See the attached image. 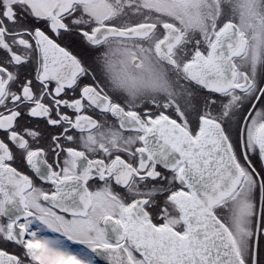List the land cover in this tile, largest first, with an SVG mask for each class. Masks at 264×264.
<instances>
[{
    "label": "snow or ice",
    "instance_id": "1",
    "mask_svg": "<svg viewBox=\"0 0 264 264\" xmlns=\"http://www.w3.org/2000/svg\"><path fill=\"white\" fill-rule=\"evenodd\" d=\"M0 264H264V0H0Z\"/></svg>",
    "mask_w": 264,
    "mask_h": 264
}]
</instances>
